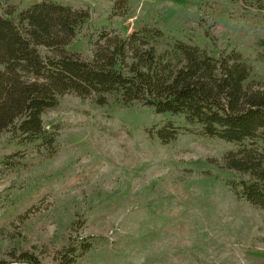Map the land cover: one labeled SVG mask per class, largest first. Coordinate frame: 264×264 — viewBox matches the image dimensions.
Instances as JSON below:
<instances>
[{
	"label": "rangeland",
	"instance_id": "374dc122",
	"mask_svg": "<svg viewBox=\"0 0 264 264\" xmlns=\"http://www.w3.org/2000/svg\"><path fill=\"white\" fill-rule=\"evenodd\" d=\"M39 1L0 0V13ZM53 1L89 12L66 46L81 59L92 58L103 33L150 27L161 31L157 53L176 40L216 57L235 51L247 82H264V0H124L114 14L115 0ZM42 119L55 137L51 155L39 140L0 135V257L29 252L56 264L87 240L74 264H264V208L235 195L227 181L247 175L223 165L243 145L114 96L97 105L66 93ZM168 121L177 135L164 144L156 130Z\"/></svg>",
	"mask_w": 264,
	"mask_h": 264
},
{
	"label": "trees",
	"instance_id": "16d2710c",
	"mask_svg": "<svg viewBox=\"0 0 264 264\" xmlns=\"http://www.w3.org/2000/svg\"><path fill=\"white\" fill-rule=\"evenodd\" d=\"M115 0L112 13H116ZM0 13V135L14 132L19 143L40 141L51 155L55 137L43 114L60 96L74 93L97 105L108 96L124 105L141 102L158 114H182L198 125L202 136L243 145L223 157V165L247 175L228 180L235 195L264 208V82H247L249 66L238 52L212 56L197 45L176 40L157 53L156 28L142 27L126 37L103 33L91 59L66 50L89 12L53 0H41L18 11ZM40 48L46 52L42 54ZM168 143L177 127L168 121L156 130ZM1 162L13 167L10 156ZM91 243L81 241L80 254L64 251L56 264H74ZM74 251V250H73ZM0 264H40L29 252L0 257Z\"/></svg>",
	"mask_w": 264,
	"mask_h": 264
}]
</instances>
